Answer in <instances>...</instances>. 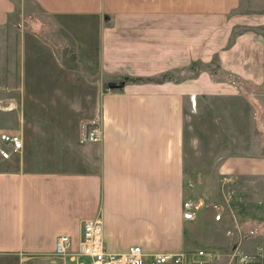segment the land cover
<instances>
[{
  "label": "crops",
  "instance_id": "crops-1",
  "mask_svg": "<svg viewBox=\"0 0 264 264\" xmlns=\"http://www.w3.org/2000/svg\"><path fill=\"white\" fill-rule=\"evenodd\" d=\"M243 5L252 10L249 16L264 17V0H0V101L19 104L0 109V131L19 133L23 141L20 152L0 157V264H56V238L70 235L75 248L89 218H100L104 244L113 252L132 245L124 238L133 228L143 237L133 245L146 253L156 240L166 242L161 252L184 246L190 221L182 219L181 205L192 182L185 169L191 114L197 98L238 92L208 79L206 70L154 78L189 73L208 49L216 52L218 45L208 48V33L222 28L208 24L240 21L228 16ZM35 7L72 40L73 65L58 52L62 47L27 27ZM68 20H76L81 31L74 32ZM255 38L240 35L229 49L249 46L251 79L264 72V54L262 66L254 62L253 52L263 49ZM43 58L48 70L87 86V96L42 97L31 72ZM239 65L229 66L237 71ZM79 72L86 78H77ZM258 76L263 83L264 73ZM113 81L123 85L110 88ZM238 115L255 128L254 112ZM95 116L101 140L80 143V122ZM213 160L218 172L232 177L264 175V155Z\"/></svg>",
  "mask_w": 264,
  "mask_h": 264
},
{
  "label": "rangeland",
  "instance_id": "rangeland-1",
  "mask_svg": "<svg viewBox=\"0 0 264 264\" xmlns=\"http://www.w3.org/2000/svg\"><path fill=\"white\" fill-rule=\"evenodd\" d=\"M254 9L258 10L254 12L255 14L260 13L257 7ZM30 10L27 27L32 32L42 34L55 48L62 47V50L59 49L58 52L61 51L62 55L68 58L67 63L73 65L76 57L72 53L74 47L72 40L53 25L48 16L38 8ZM250 12L252 10L243 5L228 16V20L231 21L234 19L242 21L243 18L247 20L246 17H249V22L208 24L211 27L217 25L222 28L217 33L214 31L208 33V48L216 44L218 45L216 52L210 53L211 49H208L205 61H202L203 56L200 60L194 61L188 70L189 73L185 71L183 75L173 77L169 74L162 77L164 79L184 75L194 77L199 70H206L203 72H206L208 79L221 81L228 89L238 92V97H234L232 93L216 92L203 99L198 100L197 98V111L191 114L190 127L187 129L188 136H186L190 139L192 149L185 169L191 172L192 182L190 197L184 199L192 201L195 205V218L188 222L184 232L185 244L181 249L213 251L217 254L219 264L229 263L232 255L237 252L255 254L257 247L264 239V175L261 177L257 174L250 177L237 175L232 177L224 171L218 172L214 164L216 161L213 160L216 156L224 157L233 153L264 155V82L256 80L259 77L258 74L262 76L264 72L255 71V79H251L252 74L246 71L248 59L250 61L252 58L246 53L247 50L249 51V46L243 45L233 52L229 50L240 35H254L260 47H263L260 51L258 49L255 53L253 52L254 62L256 66H259V63L262 66L261 58L264 54V23L262 20L264 17L259 16L261 14L251 17L248 14ZM75 22L71 24V20H68L69 27L74 32H80V25L76 20ZM229 25L230 29H228ZM214 34L219 38H212ZM220 35L225 37L220 38ZM231 63L240 64L236 67L239 70H234L235 65L230 67ZM39 64L37 70L32 71L31 74L38 77L43 89L40 93L42 97L80 98L87 96L86 94L90 92L87 86L72 81V79L69 80V76L57 74L62 72L48 70L47 64L51 65L48 58ZM42 74L51 76L42 77ZM79 77L85 79L86 75L79 72L77 78ZM12 81L8 80L9 83ZM223 88L225 89L224 85ZM57 89L60 92H57ZM32 90L35 91L38 88L34 86ZM17 91L11 90L10 93L14 92L17 96L20 94ZM7 94L9 95V92ZM18 106L19 104L13 102L0 101L2 110L10 107L17 109ZM58 110H63V108H58ZM235 112H254L256 114L255 128L252 129L248 124L249 120L239 115L236 119L233 116ZM138 230V228H133L124 240L133 245L136 240L143 238ZM242 239L245 244L239 246ZM165 247L166 242L156 240L153 241L150 251L152 253L161 252ZM82 260L86 261L83 258ZM59 263L60 261L56 262V264Z\"/></svg>",
  "mask_w": 264,
  "mask_h": 264
},
{
  "label": "built area",
  "instance_id": "built-area-1",
  "mask_svg": "<svg viewBox=\"0 0 264 264\" xmlns=\"http://www.w3.org/2000/svg\"><path fill=\"white\" fill-rule=\"evenodd\" d=\"M101 138L102 128L98 116L80 122L78 134L80 143H97ZM22 148L21 134L0 131L2 158L8 159ZM181 208L183 220L191 221L195 218V205L192 201L184 199ZM54 254L60 260V264H219L216 253L203 249L146 253L140 246L132 245L123 252L110 251L104 244L103 224L100 218H89L83 222L82 234L75 248L70 235H59L55 240ZM232 261L234 262L231 263ZM227 264H264V239L255 254L237 252Z\"/></svg>",
  "mask_w": 264,
  "mask_h": 264
},
{
  "label": "water",
  "instance_id": "water-1",
  "mask_svg": "<svg viewBox=\"0 0 264 264\" xmlns=\"http://www.w3.org/2000/svg\"><path fill=\"white\" fill-rule=\"evenodd\" d=\"M109 87L110 88H114V87H116V86H122L123 85V83L122 82H120L119 84H117L116 82H109Z\"/></svg>",
  "mask_w": 264,
  "mask_h": 264
},
{
  "label": "trees",
  "instance_id": "trees-1",
  "mask_svg": "<svg viewBox=\"0 0 264 264\" xmlns=\"http://www.w3.org/2000/svg\"><path fill=\"white\" fill-rule=\"evenodd\" d=\"M164 78H154V80H157V81H160V80H163Z\"/></svg>",
  "mask_w": 264,
  "mask_h": 264
}]
</instances>
